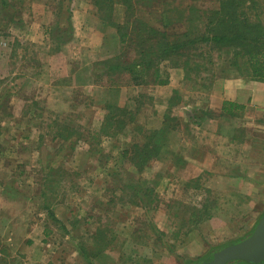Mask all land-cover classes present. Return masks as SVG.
<instances>
[{
    "label": "rangeland",
    "instance_id": "rangeland-1",
    "mask_svg": "<svg viewBox=\"0 0 264 264\" xmlns=\"http://www.w3.org/2000/svg\"><path fill=\"white\" fill-rule=\"evenodd\" d=\"M9 6L0 4V264H90L82 247L95 244L98 228H107L113 241L90 256L93 264H201L250 233L264 214V108L222 116L208 104L215 90L225 95L226 81H262L231 73L227 54L211 50V72L201 74L210 91L198 89L203 81L195 73L187 79L181 64L168 67L166 84L134 85L117 75L120 90L106 93V78L92 81V68L106 57L93 3L10 0ZM122 14L119 8V20ZM175 90L181 99L172 111L180 128L169 139L172 153L140 173L120 151L142 136L137 124L163 125ZM107 100L127 106L137 122L128 133L102 135L100 154L87 153L89 144L80 141L58 155L50 136L43 139L60 113L79 129L103 134ZM201 116L217 120L208 125ZM137 190L145 207L130 200ZM205 201L209 220L198 215Z\"/></svg>",
    "mask_w": 264,
    "mask_h": 264
},
{
    "label": "trees",
    "instance_id": "trees-1",
    "mask_svg": "<svg viewBox=\"0 0 264 264\" xmlns=\"http://www.w3.org/2000/svg\"><path fill=\"white\" fill-rule=\"evenodd\" d=\"M89 1L97 8L98 28L104 33L103 48L106 50V57L99 61L101 66L92 68V81L99 83L106 78L111 88L107 90L103 85L106 87V93L113 94L120 90L119 84L114 80L117 75H128L134 85H143L149 81L158 85L166 84L170 77L168 67L181 64L187 71V79H192L191 74L195 73V77L202 78L203 81L198 89L203 92L210 91L208 77H201V74L211 72V68L207 66V62L210 63L208 56L211 50L227 54L224 63H228L231 73L238 72L264 82V0H216L217 5L210 8L203 3L205 0ZM9 3L10 0H0L4 9L10 7ZM119 8L123 9L122 20L117 18ZM69 13L65 24L71 29L70 20L73 14L71 11ZM59 14L65 17L62 9H59ZM60 45L58 41L55 49L59 50ZM177 93L175 90L176 96L169 100L163 125L145 129L137 124L136 129L143 132L142 136L120 151L124 161L130 162L140 173L151 162L166 158L172 153L169 139L180 128V123L176 121L172 111L176 100L181 99ZM106 103L108 114L101 127L103 134L94 133L92 129H79L67 123V117L60 113L47 124V134H43V139L47 135L50 136L53 146L58 148V155L64 153L66 147L74 151L80 141L89 144L87 153L100 154L101 150L96 151L102 149V135L114 138L125 133L136 120V113L130 112L127 106L121 108L115 105L113 100H107ZM30 106L32 108L33 105ZM241 108L244 107L240 104L226 101L223 103L221 115L237 116L236 112ZM129 115L131 119L127 120ZM41 125L39 124V127ZM68 154L66 153L67 157ZM140 192L141 190L135 191L130 200L137 206L145 207V196L140 195ZM147 194L151 196L150 191ZM208 202L210 201L204 202L205 212L199 213V218L205 215L206 220L212 218L213 214L206 211V208L210 209ZM155 207L153 206L152 210ZM50 209L48 206L49 214L53 215V210ZM262 216L258 217L250 233L236 243L253 233ZM109 232L107 228H98L91 237L95 244L82 247L90 264H93L90 256L94 258L111 247L113 238L109 237ZM91 249L95 252L90 251ZM213 254L214 252L210 253L203 262L211 259Z\"/></svg>",
    "mask_w": 264,
    "mask_h": 264
},
{
    "label": "crops",
    "instance_id": "crops-1",
    "mask_svg": "<svg viewBox=\"0 0 264 264\" xmlns=\"http://www.w3.org/2000/svg\"><path fill=\"white\" fill-rule=\"evenodd\" d=\"M223 89L225 90L224 91L225 95H221L220 92L217 93L215 90L213 93V97L210 98L211 100H210L209 104L207 102L208 106L214 112H216L219 115H221V113H222L221 109H222V106H223L225 99L236 101L238 104H240L243 107L246 106L248 108H252L255 106V107H258V109L264 108V82H258V81L244 82L240 79H235V80L226 81ZM262 110H264V109H262ZM190 120L193 121L191 116H190ZM200 120H201V122L204 121L206 124L209 125L210 121H214L217 119L216 118H209L208 116H201ZM197 124L199 125L200 122L196 123L195 129L198 128ZM195 129H192V130L195 131ZM200 131H202V130H200ZM200 131H199V133L203 134ZM213 131L216 132L215 130H213ZM196 132H197L196 134L198 135L199 134L198 131H196ZM182 134H184V132ZM196 134H195V137H198ZM182 136L184 138V135H182ZM248 153H250V152H248ZM260 154L264 155V144L262 146ZM194 159L196 161V158H194Z\"/></svg>",
    "mask_w": 264,
    "mask_h": 264
},
{
    "label": "water",
    "instance_id": "water-1",
    "mask_svg": "<svg viewBox=\"0 0 264 264\" xmlns=\"http://www.w3.org/2000/svg\"><path fill=\"white\" fill-rule=\"evenodd\" d=\"M236 261L247 264L264 262V215L249 237L214 252L211 259L201 264H230Z\"/></svg>",
    "mask_w": 264,
    "mask_h": 264
}]
</instances>
